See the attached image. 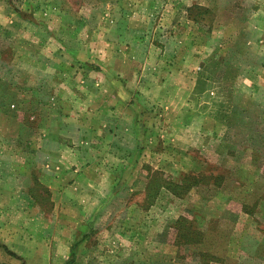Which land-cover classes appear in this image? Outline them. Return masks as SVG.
I'll list each match as a JSON object with an SVG mask.
<instances>
[{
	"label": "rangeland",
	"instance_id": "obj_1",
	"mask_svg": "<svg viewBox=\"0 0 264 264\" xmlns=\"http://www.w3.org/2000/svg\"><path fill=\"white\" fill-rule=\"evenodd\" d=\"M255 9L0 0V264H264Z\"/></svg>",
	"mask_w": 264,
	"mask_h": 264
},
{
	"label": "trees",
	"instance_id": "obj_2",
	"mask_svg": "<svg viewBox=\"0 0 264 264\" xmlns=\"http://www.w3.org/2000/svg\"><path fill=\"white\" fill-rule=\"evenodd\" d=\"M197 175L198 174H194L191 173L189 175H185L183 177L182 182L180 183L181 188H186V187H190L191 185L195 184L197 182ZM176 186H178V184H174ZM242 206H245L244 204H242ZM181 222H183V218H180L179 220H177L175 226H182V228H178L177 232H176V239L178 238V241H182V243H191V242H195L198 240V238H196V231H194V226H192L191 220L182 224ZM201 241V240H200ZM77 242L75 241L71 247L70 250V255L68 256V258L64 261L63 264H73L74 260H75V247ZM202 255H204V257H207L208 255H211L210 259H217V256H215L214 254H209L208 252H204L202 253Z\"/></svg>",
	"mask_w": 264,
	"mask_h": 264
},
{
	"label": "crops",
	"instance_id": "obj_3",
	"mask_svg": "<svg viewBox=\"0 0 264 264\" xmlns=\"http://www.w3.org/2000/svg\"><path fill=\"white\" fill-rule=\"evenodd\" d=\"M249 2H251L252 4H254V6L256 7V12L257 14L249 16V19H252V24H259V25H264V0H259V1H255V0H248ZM248 19V22L250 23L251 21ZM260 41L262 40L261 38H258ZM5 209H1L0 210V214L4 213ZM6 240V239H5ZM5 240L2 241L3 243H5ZM6 245V244H5ZM30 245H23L21 246L24 249L30 248ZM16 254L21 255L24 257V254H19L16 251H14Z\"/></svg>",
	"mask_w": 264,
	"mask_h": 264
}]
</instances>
